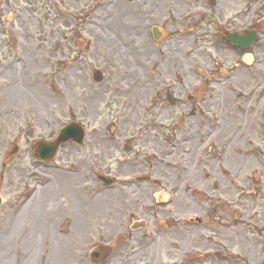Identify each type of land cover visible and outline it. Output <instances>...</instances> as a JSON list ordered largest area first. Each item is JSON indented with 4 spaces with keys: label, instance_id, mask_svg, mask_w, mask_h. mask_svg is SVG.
Wrapping results in <instances>:
<instances>
[{
    "label": "rangeland",
    "instance_id": "rangeland-1",
    "mask_svg": "<svg viewBox=\"0 0 264 264\" xmlns=\"http://www.w3.org/2000/svg\"><path fill=\"white\" fill-rule=\"evenodd\" d=\"M7 1L0 66L9 68L0 78V110L36 101L44 137L69 121L83 125L84 140L65 143L50 165L80 177L71 192L84 204L66 203L61 192L53 217L56 170L0 171V264H95L89 251L98 243L111 246L99 264H264V0H215L208 9L215 24L202 21L205 31L185 37L181 47L168 34L164 44H149L146 57L140 53L147 64L126 53L136 43L128 49L118 41L131 30L114 27L142 10L141 0ZM172 1L180 9L176 19L192 6L198 14L186 23L202 16L200 1ZM259 8L260 39L243 52L233 49L224 29L239 31ZM216 59L235 70L205 82L196 68L213 71ZM95 71L102 80L93 79ZM130 72V83L113 84ZM164 86L174 99L169 105ZM131 91L137 95L130 98ZM185 91L195 98L186 99ZM128 110L132 121L118 135L115 122ZM109 120L112 130L104 125ZM6 133L0 127V168ZM99 171L114 182L103 192L112 200L105 198L97 225L77 216L90 209L92 190L104 187L93 182ZM38 201L45 203L41 210ZM40 213L37 219L53 217L50 232L34 222Z\"/></svg>",
    "mask_w": 264,
    "mask_h": 264
},
{
    "label": "flooded vegetation",
    "instance_id": "flooded-vegetation-1",
    "mask_svg": "<svg viewBox=\"0 0 264 264\" xmlns=\"http://www.w3.org/2000/svg\"><path fill=\"white\" fill-rule=\"evenodd\" d=\"M119 1H118V4H123L124 2L123 0H119ZM148 1L150 0L139 1V4H141L142 6V10L136 9L135 13H133L132 11L127 13L126 17L130 16L128 23L119 24V25L117 23L115 26L113 25L116 29L117 28L120 29L121 26L124 25L126 26L127 29L131 30V32H129L131 35H126L124 33V35H121L120 37L121 40L119 39L118 41H120V44H122L128 49H131V46L133 45V43H136L135 47L133 48V50L136 49L135 55L133 53V50H129V52L127 51L126 53H128V55L132 54V56L134 58H137L138 61H141V62L144 61L143 63H146L147 60L142 59L140 53L146 57V54L149 52L150 45L156 48L164 44L166 40L165 39L162 40V39L165 37L164 36L165 31H168L169 33L167 38L172 40L173 42L175 41L177 47L179 46L181 47L182 43L186 41L185 37L189 35L193 36V34L196 33L197 31L200 33L205 31V29L203 31L199 29V27L204 26V24H202V21L208 20L207 24L209 21L212 22L213 24L216 23L213 13H211V11L208 10L211 8V5L215 3V0H193L195 5H198L199 3L198 1H200L199 5H201L200 6L201 10L203 9L202 7H204L201 13L202 16H197V20L194 21L195 24L186 23V22H192L193 20L191 19V17L194 16L195 14H198V9L197 8L194 9V6L190 8V11H188V13L186 14L182 13V15H179V17L176 19L174 15L175 11L180 10V9L176 7V3L174 1H172L173 5H171L168 2L169 0H152L151 2L152 7H147L146 5ZM0 7H1L0 12L2 9H4V11L6 10V8L9 9L10 8L9 1L0 0ZM259 18H260L259 13H255L254 21H252L251 23V25H253L251 27H253L256 30L260 29V25L255 24V22H257ZM251 19H252V16H251ZM4 21H5V18H3L2 22L4 23ZM121 30L124 31V28H122ZM224 32L222 34L223 37L225 34ZM115 35H117L116 32H115ZM226 41L229 43V45L232 46L233 49H237L241 52L245 51L244 49L233 46L227 39ZM214 45L216 44L214 43L213 46H211V48L214 49L215 47ZM186 51L187 50H183V51L181 50L180 53L183 52L184 54H186ZM115 58L118 60L119 58L118 54L116 55ZM120 58H119V61H122V62L123 61L126 62L130 60L128 56L125 59H122V58L120 59ZM176 59L177 58L175 57V60ZM179 63L181 64L180 61ZM126 64L131 65V63L129 62H126ZM143 65L146 66L145 64ZM215 65L216 66L214 67V70L212 69L213 71H206L204 69L210 81H211V78H213V80L217 82L220 76H224L223 78L227 79L229 77L230 72H233L235 70L233 67H228V66L224 67V65L221 64L219 59L215 60ZM200 67H197L196 70ZM8 68L9 66L6 67V65L0 66V78L3 72ZM223 68L224 70L222 71ZM136 75L137 76L139 75L138 71H136ZM200 76L202 77L201 74ZM102 78H103V75L101 73L95 76V79L102 80ZM133 78H134V75L131 74L130 72V73L125 74V76L118 77V81H115V79H113L112 81H113V84L122 86L125 81H128L130 83V81L133 80ZM128 82H126V84L129 85ZM134 86L136 87L137 85L132 84L131 87H134ZM163 92H164V95L162 94V96L164 97L165 103L169 105L170 100H174V99L170 97L169 91L165 88V86L163 88ZM130 95H131L130 98H132L136 96L137 93L134 91H131ZM195 96L196 95L192 91L184 92V97L186 99H194ZM50 100H53L55 102V98L53 97L50 98ZM178 102L179 104H182V101L179 100ZM39 110H40L39 106L34 100H32L31 103L27 105L20 106L18 109L14 108L13 110H9L8 108H5L3 110L2 109L0 110V127H3L4 129H6L7 130L6 135H10L11 137L5 150L2 153V158H4L5 161L3 160L4 162L2 163V168H0V171L2 174H9V175H18L17 173L25 174V175H33L36 172L37 173H39V171L42 172L44 167L50 166L48 167L49 169L52 168L58 171L63 176V178L64 176L68 175V178H65L67 183H64L62 181L61 184H58L59 188L61 189V191L60 189L58 190V193H57L58 196H61L63 192L67 193V195L64 197L66 203L76 204V206H83L84 201L81 200V198L79 197L76 198L75 196H73V192H71V190L73 191L74 189L73 184L75 183V181H79L80 177L75 178L74 175H72L73 172H70V170L67 171V170L59 168L57 165H50V163H45L43 160L38 159L33 153L34 148H36L35 147L36 145H34L35 140L40 139V138L50 139V137H52V136L44 137L41 134L42 121L38 113ZM113 110L114 109L110 108V112H112ZM132 111L128 110V112L125 115L121 116L117 120L118 122L114 119V121H116L115 123L117 124L115 133L119 135V131L121 130L122 126L132 121V117H133ZM110 122L111 120H109L108 122H105L104 123L105 127H107L110 124ZM108 129H110V125L108 126ZM107 139H110V138H107ZM69 142H72V141H69ZM63 145H65V143H63L59 147V150ZM2 148H3V145L0 142V149ZM58 152H57V155H58ZM26 158H29V162H27L24 166L23 162L24 160H26ZM122 163H124V161ZM120 168L118 167L116 170L119 172L122 170ZM101 172L105 174V171H99V172H96L95 174H92L93 175L92 177L94 178L93 182L95 183L100 182L104 185V187H96L92 190L93 191L92 198L94 199V201L92 205L90 206V209L88 210V212L84 211L83 215L77 216V218L83 221L87 220L91 222V220H93L94 224H100V217L102 213V208L100 209V206L104 207V204H106V200L104 199L102 200L103 201L102 203L98 202L99 200H101L99 199V196L102 195L103 192H105V190L107 189L104 183L105 181L100 175V174H103ZM71 176H73V178H71ZM81 177H86V176H81ZM74 178L75 180L73 181ZM70 180L72 181L70 182ZM112 183L113 181L111 182V184ZM69 185L71 186V188L67 190ZM64 190H67V191L65 192ZM129 190H132L131 187ZM31 194L32 192H30L27 195V198ZM157 199L160 203H164V201L160 197H158ZM107 200L109 202V200H112V197H110V199H107ZM175 201H176V197H174V201L172 202H175ZM4 213L6 214V212Z\"/></svg>",
    "mask_w": 264,
    "mask_h": 264
},
{
    "label": "water",
    "instance_id": "water-1",
    "mask_svg": "<svg viewBox=\"0 0 264 264\" xmlns=\"http://www.w3.org/2000/svg\"><path fill=\"white\" fill-rule=\"evenodd\" d=\"M247 36H251L250 39H248ZM252 34H248L247 32L245 33V36L239 38L237 37L235 34L230 35V39L235 43V44H241L239 42H242L244 40H248L246 43H244L243 45L246 46L249 42H251L254 38L256 37H252ZM82 137V130L80 128H78L75 124H69L65 127H63L60 131V135L58 137V139L55 142H52L50 144H46L44 142H39L40 145V151L38 156H41L42 158H49L52 156V154L54 153V151L57 148V145L65 140L68 139H73L75 141H80ZM109 249L105 250V254H100L99 250L98 251H94L93 252V256L95 257V262H100L104 259V257L106 256V254L108 253Z\"/></svg>",
    "mask_w": 264,
    "mask_h": 264
},
{
    "label": "bare ground",
    "instance_id": "bare-ground-1",
    "mask_svg": "<svg viewBox=\"0 0 264 264\" xmlns=\"http://www.w3.org/2000/svg\"><path fill=\"white\" fill-rule=\"evenodd\" d=\"M55 175H56V177H54L55 178V180L53 181V184L55 185V189H56V191H58L59 190V185L58 184H61L60 183V181H59V177L60 176H62L60 173H54ZM77 178V177H76ZM75 180V178L73 179V181ZM59 181V182H58ZM62 181L64 182V183H67L66 182V180L63 178V176H62ZM58 193V192H57ZM56 193V194H57ZM110 199V195H109V193H105V195H100L99 196V199H101V200H99L98 202L99 203H102L103 201V199ZM53 201H55L56 203H57V205H55V204H53L54 206L52 207V210H54V212H53V217H55L56 215H58V213L60 212V207H61V205H62V201H61V198H60V196H58V194L55 196V198H54V200ZM43 204H45V203H42V202H36L35 204H34V206H37L38 208H40V210H41V206L43 205ZM49 207H50V205H49ZM102 208V212H104V210H103V206H100V209ZM38 212H40L39 211V209L37 210ZM40 215H42L41 213L40 214H38V215H34V222H36L37 224L39 223V225L41 224L42 225V231L43 232H45V231H49L48 229H49V222L50 221H52V218L53 217H49V215H47V216H41V220L40 219H37L36 217L37 216H40ZM44 215V214H43ZM101 215H103V214H101ZM46 218V219H45ZM40 221V222H39ZM50 232V231H49Z\"/></svg>",
    "mask_w": 264,
    "mask_h": 264
}]
</instances>
